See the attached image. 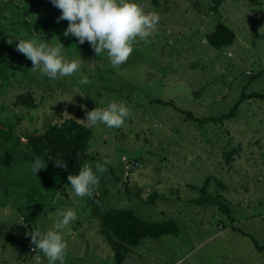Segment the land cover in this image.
<instances>
[{
  "label": "rangeland",
  "instance_id": "rangeland-1",
  "mask_svg": "<svg viewBox=\"0 0 264 264\" xmlns=\"http://www.w3.org/2000/svg\"><path fill=\"white\" fill-rule=\"evenodd\" d=\"M137 2L160 21L113 68L106 52L97 56L88 42L64 36L68 21L57 22L62 13L51 0H0V264H49L30 234L54 228L57 213L69 208L77 219L61 230L64 264H116L94 215L110 208L179 225L177 233L142 240L124 264H264V99L245 100L235 118L212 121L230 113L243 91L264 94V0ZM219 23L236 32L232 46L208 43ZM31 38L62 43L65 58L81 67L57 79L31 70L16 50L18 39ZM83 75L90 83H79ZM27 92L34 108L17 103ZM113 101L130 115L119 128L92 126L83 162L99 178L96 209L90 197L69 195L54 165L42 160L45 168L33 173L39 156L25 138L69 117L87 125V111ZM238 144L241 157L227 164V150ZM98 163L107 171L97 172ZM208 178L228 210L193 202Z\"/></svg>",
  "mask_w": 264,
  "mask_h": 264
},
{
  "label": "clouds",
  "instance_id": "clouds-1",
  "mask_svg": "<svg viewBox=\"0 0 264 264\" xmlns=\"http://www.w3.org/2000/svg\"><path fill=\"white\" fill-rule=\"evenodd\" d=\"M51 2L62 13L57 22L68 21L64 36L72 35L80 44L88 42L97 56L106 52L113 68H119L127 62L134 51L135 43L148 42L160 21L156 12L146 11L147 5L137 0H51ZM18 41L16 50L32 62L31 70H39L50 79L71 76L81 67L80 60L69 61L65 58L64 45L60 42L53 46L39 38ZM8 43L12 44L13 40L9 39ZM79 83L88 84L90 81L83 75ZM129 115L130 110L124 102L113 101L105 108L96 107L87 111L86 119L81 121H87L89 127L103 123L109 128H119ZM55 166L66 168L65 163L58 158ZM43 168L44 162L40 157H36L32 163L33 173L37 174ZM96 171L103 173L107 168L98 163ZM67 180L71 186L69 195L74 193L76 197H91L99 184V178L87 163L80 168L79 174H70ZM76 219V212L69 208L57 213L54 228L44 233L34 231L30 234L34 250H40L49 264H56L57 261L64 264L68 244L61 230Z\"/></svg>",
  "mask_w": 264,
  "mask_h": 264
},
{
  "label": "trees",
  "instance_id": "trees-1",
  "mask_svg": "<svg viewBox=\"0 0 264 264\" xmlns=\"http://www.w3.org/2000/svg\"><path fill=\"white\" fill-rule=\"evenodd\" d=\"M150 1L153 4L157 3V0ZM220 1L221 0H217L216 5H218ZM207 40L213 48L223 49L234 44L236 40V32L227 25L219 23L215 30L208 34ZM254 98L264 99V94L258 92L246 94V92L243 91L240 101L230 113L216 119L212 118V121L223 122L224 120L235 118L241 103L245 100ZM17 103L28 106L29 108H34L36 106L35 99L31 92L19 95ZM168 103L169 102H164L163 104ZM201 121L208 122L209 119ZM92 136L93 130L91 127L69 117L59 122H55L43 133L34 132L28 135V138L25 139L33 152L43 161L55 166L56 158H58L65 163L66 168L55 167L58 169L61 176L62 185H69L67 177L70 174H79V170L88 156L87 148ZM135 161L139 163V160ZM207 182L208 183H205V185L200 188L199 196L197 199L193 200V202L197 205L218 206L222 211H226V209L228 210V204L225 202L226 200L223 196L219 193H211L209 191L212 178H208ZM217 184H219L221 188H224L222 182H217ZM99 194L98 189L95 188L93 195L90 197V200H92L93 203H96V209L97 202L101 203L102 199ZM94 215L101 221V233L106 237L115 254L116 264H124V261L127 255L131 253L132 248L137 247L142 240L147 238H160L165 235L177 233L179 230L178 222L173 219L163 222H148L139 218L136 213L129 208H110L104 211L99 210L95 212ZM26 239L27 238H24L22 241V245L25 248L27 247V244L25 243ZM258 248L264 250V246Z\"/></svg>",
  "mask_w": 264,
  "mask_h": 264
},
{
  "label": "water",
  "instance_id": "water-1",
  "mask_svg": "<svg viewBox=\"0 0 264 264\" xmlns=\"http://www.w3.org/2000/svg\"><path fill=\"white\" fill-rule=\"evenodd\" d=\"M241 152H242V147L241 144H238L235 147L230 148L229 150H227L226 154H225V161L227 164H229V162L235 159V157H241Z\"/></svg>",
  "mask_w": 264,
  "mask_h": 264
},
{
  "label": "built area",
  "instance_id": "built-area-1",
  "mask_svg": "<svg viewBox=\"0 0 264 264\" xmlns=\"http://www.w3.org/2000/svg\"><path fill=\"white\" fill-rule=\"evenodd\" d=\"M136 165H138V163ZM128 171H130V170L128 169Z\"/></svg>",
  "mask_w": 264,
  "mask_h": 264
}]
</instances>
